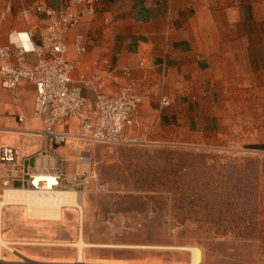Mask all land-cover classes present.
Listing matches in <instances>:
<instances>
[{
	"label": "crops",
	"instance_id": "crops-1",
	"mask_svg": "<svg viewBox=\"0 0 264 264\" xmlns=\"http://www.w3.org/2000/svg\"><path fill=\"white\" fill-rule=\"evenodd\" d=\"M72 1L0 0V45L19 46L27 32L37 43L45 17L36 7L62 9ZM94 7L66 34L67 58L75 63V82L101 74L107 93L132 84L143 96L140 124L126 130L127 140L219 145L229 139L264 155V16L257 10L264 0H95ZM79 33L86 37L82 54L74 46ZM26 59L36 62L32 53ZM2 80L0 149L16 147L31 165H77L68 146L38 133L35 85L22 78L9 89Z\"/></svg>",
	"mask_w": 264,
	"mask_h": 264
},
{
	"label": "rangeland",
	"instance_id": "rangeland-1",
	"mask_svg": "<svg viewBox=\"0 0 264 264\" xmlns=\"http://www.w3.org/2000/svg\"><path fill=\"white\" fill-rule=\"evenodd\" d=\"M257 10L264 16V7ZM72 145L69 159L75 161L81 150ZM89 155L91 165L79 167L91 181L81 189L83 211L70 207L62 219H34L23 206L3 208L0 229L10 244L0 264H80L72 246L80 232L93 244L195 246L201 264H264L262 153L229 139L219 145L136 140L94 144ZM59 164L70 175L77 167ZM98 184L105 190L97 191ZM7 187L0 179V194ZM190 260L181 250L86 247L81 264Z\"/></svg>",
	"mask_w": 264,
	"mask_h": 264
},
{
	"label": "built area",
	"instance_id": "built-area-1",
	"mask_svg": "<svg viewBox=\"0 0 264 264\" xmlns=\"http://www.w3.org/2000/svg\"><path fill=\"white\" fill-rule=\"evenodd\" d=\"M79 4L82 6L78 7ZM94 4L95 0H73L62 9L39 5L36 11L45 17L44 25L36 31L39 41L31 42L33 33L27 32L19 46L0 45L2 85L15 89L20 79L26 78L36 87L35 114L43 124L38 133L56 147L73 144L81 150L75 159V172L70 175L54 164L49 167L31 165L16 147L4 145L0 149V179L5 186L45 190L44 181H37V175L51 173L58 182L54 187L72 188L81 193L82 188L91 184L88 172L79 168L91 165L89 148L94 144L131 141L125 137L126 130L140 124L138 118L144 98L134 91L132 84L109 94L105 91L104 75H83L76 82L72 78L75 63L67 58L69 46L65 36L84 17L95 14ZM74 46L80 54L84 53L85 35L77 34ZM29 53L35 55V63L27 61ZM85 91H89L92 98ZM96 188L104 191L105 185L98 184Z\"/></svg>",
	"mask_w": 264,
	"mask_h": 264
},
{
	"label": "bare ground",
	"instance_id": "bare-ground-1",
	"mask_svg": "<svg viewBox=\"0 0 264 264\" xmlns=\"http://www.w3.org/2000/svg\"><path fill=\"white\" fill-rule=\"evenodd\" d=\"M37 181H44L46 187L45 190H34L15 186H9L4 189L3 193L0 194V226H2L3 208L7 205L25 207L27 217L34 219H62L63 214L66 211L65 209L70 207H78L80 211H83V206L85 203L84 195L73 190L72 188L59 189L54 187L55 185H57L58 182L53 174L40 173L37 175ZM81 219L83 220V218ZM9 244V241L4 238L0 229V259H2L1 253L3 248H9ZM73 245L78 248L79 258L76 263L80 264L84 263V250L86 247L172 249L189 252L191 258L189 264H193L194 258H198L199 264H201L203 259V253L201 249L195 246H134L115 244H93L86 242L81 232L78 240L74 244H72V246Z\"/></svg>",
	"mask_w": 264,
	"mask_h": 264
},
{
	"label": "clouds",
	"instance_id": "clouds-1",
	"mask_svg": "<svg viewBox=\"0 0 264 264\" xmlns=\"http://www.w3.org/2000/svg\"><path fill=\"white\" fill-rule=\"evenodd\" d=\"M198 253V250H197ZM193 264H199V259L198 258H194Z\"/></svg>",
	"mask_w": 264,
	"mask_h": 264
}]
</instances>
